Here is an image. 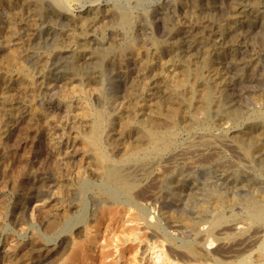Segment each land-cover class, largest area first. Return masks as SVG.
<instances>
[{"label":"rangeland","instance_id":"1","mask_svg":"<svg viewBox=\"0 0 264 264\" xmlns=\"http://www.w3.org/2000/svg\"><path fill=\"white\" fill-rule=\"evenodd\" d=\"M233 1L162 0L164 2L162 3L161 0H0V101L2 102H0V133H2L0 134V264H154V257L157 251L167 250V247L164 246L168 245L164 237L159 235L153 238L156 248L148 249L150 230L146 227L144 220L142 221L139 216H136V208L129 210L128 206L113 201L106 202L107 204H96L91 196L93 192L89 191L85 195L89 198V204L86 206H88L87 208L91 206L88 213L93 215L90 216V221L88 220L83 225L84 227L81 226L79 233L72 235L76 242H79L76 245L74 242L64 243L63 236H58V234L47 230L43 221L51 211L59 212L57 216L77 212L75 207L77 202H79L78 199L82 189L85 190L84 181L89 179L87 169L89 167L88 155L91 153V145L88 143V137L91 134L94 111L102 109L111 119V123L106 126L104 132L107 147L110 150L118 148L121 153H124L126 146L129 144L134 143L136 140L145 141L143 123L152 120L162 121L163 123L168 122L166 113L169 103L173 102L184 107L187 106L188 101L186 100L190 95L189 85L186 84L182 86L183 88L181 86H177V88L174 85L176 77L174 75L186 70L191 75H195L199 71L204 80L209 82L207 83L211 89V98H214L212 99L213 103L211 101L208 107L200 110L196 109L195 116L191 121L189 120L179 125L178 132H180L177 135L178 139L172 146V150H182L183 155H180L181 158L178 157L168 165L169 168L164 163L156 162L153 166L152 163L147 164L146 168L148 170L145 173L148 175L138 172L133 177L138 184V192L151 184L150 180L154 173L159 172V170L161 172L167 171L166 174L170 172L162 182L153 187L157 191V200L160 201L154 204L151 203V206L149 205L150 213L148 219L153 214L154 216L157 214L158 209L155 205L158 204L163 205V210L167 213V219L169 220H171L169 215L180 220L182 217L191 215L190 217L204 218L206 222L211 220L219 212V208L223 206L226 211L233 209L243 212L244 207L253 197H256L260 203L264 204V0H262L263 2L261 0ZM223 2L225 5H223ZM194 3L196 5L199 4V6ZM237 3L240 5H237ZM53 9L69 13L72 20L59 21V23L51 12ZM111 10L125 11L133 17L135 16L132 29L130 31L121 29L117 25L116 16L112 14ZM93 13L99 14L101 17H98L89 25L87 32H82L80 27H78L79 19ZM103 18L104 21L102 20ZM174 20L177 21L175 22ZM181 21L183 22L181 23ZM248 23L249 25H247ZM218 24L220 25L218 26ZM211 36L214 37L212 38ZM192 37L193 39H191ZM129 39L135 42L139 51L141 50V55L139 52H133L128 48L127 41ZM170 40L173 41L171 42ZM80 43H85L90 52L81 54L78 57L77 63L79 68L81 67L82 72L80 71V75L75 76L71 70L74 61L71 51ZM91 50H100L101 54L92 56ZM105 52L109 55L108 58L104 56ZM191 57L193 58L192 60ZM41 59L43 60L41 61ZM160 59L161 61H159ZM25 62L29 63L26 64ZM38 65H43L44 68L36 69ZM204 65L205 67H203ZM216 72L217 75L215 74ZM37 81L42 82L44 85L40 90H37ZM157 85L160 86L158 89ZM150 93L152 94L150 95ZM157 99L159 104L156 102ZM6 100L10 102H6ZM8 104L10 105L9 107H7ZM24 119L26 122L23 121ZM212 133L216 134L211 135ZM190 134L193 136H190ZM118 139L119 141H117ZM252 151L255 153H252ZM212 154H216V157H211ZM241 155L243 158H240ZM186 161L189 165L185 163ZM231 164H238V166H232ZM128 166L134 167L127 165L126 169ZM161 166L162 168H160ZM224 186L225 188H223ZM75 192L77 197L73 194ZM215 195H219L218 197L223 199V204L216 203L218 198ZM143 197L144 195H140L141 199ZM140 198L141 202H145L144 199L143 201ZM168 204L170 205L168 206ZM21 206H25L22 210L23 212L21 211ZM231 206L233 208H229ZM202 210L205 212L203 211V213ZM192 213L194 214L192 215ZM243 217L242 215L241 219L244 222L252 224L251 219L248 218L247 220V218ZM114 218L116 219L115 222L113 221ZM112 222L114 223L112 224ZM254 223L253 227H256L255 230L257 231L256 225L258 224ZM175 224L182 225V221ZM205 224L204 226L206 227L209 225V223ZM182 226L180 233L175 234L179 243L194 238V231L189 228L186 229L184 225ZM254 228L251 229L253 232L255 231ZM132 233H138L141 236V241L132 242L130 240ZM262 233L263 231H260L257 235ZM215 235H209L206 243L212 250L216 251L213 252L216 256L214 258L211 257L212 260L211 258L209 259L210 261L208 260L210 264H217L218 262V264H222L220 261L223 264H229L237 260L240 255H246L254 259L259 254L257 251L258 243L255 245L241 243L240 245L237 244V241L234 242V244H237L236 249H232L231 254L228 256L222 257L221 251L218 250L220 243H218L219 241ZM229 247V249L234 248L233 243L229 244ZM144 249L146 250L142 251ZM79 250L81 251L79 252ZM242 251L245 252L243 253ZM72 254L74 255L72 256ZM73 257L76 258L74 259Z\"/></svg>","mask_w":264,"mask_h":264},{"label":"bare ground","instance_id":"2","mask_svg":"<svg viewBox=\"0 0 264 264\" xmlns=\"http://www.w3.org/2000/svg\"><path fill=\"white\" fill-rule=\"evenodd\" d=\"M52 1V0H51ZM167 1V0H166ZM171 1V0H170ZM187 1V0H186ZM199 1V0H198ZM224 1V0H223ZM236 1V0H234ZM233 1V2H234ZM246 1V0H245ZM254 1V0H253ZM262 1V0H261ZM162 2V0H161ZM214 2V1H212ZM232 2V3H233ZM256 2V1H255ZM263 2V1H262ZM164 3V2H162ZM166 3V2H165ZM176 3V2H175ZM199 3V2H198ZM208 3V2H207ZM224 3V2H223ZM247 3V2H246ZM254 3V2H253ZM259 3V2H258ZM9 4V3H8ZM182 4V3H181ZM195 4V3H194ZM217 4V3H216ZM231 4V3H230ZM244 4V3H243ZM165 5V4H164ZM168 5V4H167ZM186 5V4H185ZM188 5V4H187ZM196 5V4H195ZM199 6V4H197ZM196 5V6H197ZM225 5V3L223 4ZM234 5V4H232ZM237 5H240L237 3ZM236 5V6H237ZM249 5V4H248ZM46 6V5H45ZM57 6V5H56ZM174 6V5H173ZM190 6V5H189ZM217 6V5H216ZM247 6V5H246ZM257 6V5H256ZM95 7V6H94ZM106 7V6H105ZM179 7V6H178ZM235 7V5H234ZM242 7V6H241ZM249 7V6H248ZM246 7V8H248ZM259 7V6H258ZM41 8V7H40ZM63 8V6H62ZM165 8V7H164ZM218 8V7H217ZM224 8V7H223ZM239 8V7H238ZM245 8V7H244ZM251 8V7H250ZM264 8V7H263ZM43 9V8H42ZM60 9V8H59ZM59 9H53L51 12L53 14V16L59 21H70L72 20V17L69 13L64 12L62 10ZM64 9V8H63ZM68 9V8H67ZM86 9V7H85ZM167 9V8H166ZM232 9V8H231ZM252 9V8H251ZM254 9V8H253ZM36 10V9H35ZM51 10V9H50ZM84 10V9H83ZM87 10V9H86ZM174 10V9H173ZM183 10V9H182ZM185 10V9H184ZM260 10V8H259ZM37 11V10H36ZM159 11V10H158ZM168 11V10H167ZM238 11V10H236ZM241 11V10H240ZM252 11V10H251ZM261 11V10H260ZM43 12V11H42ZM47 12V11H46ZM84 12V11H83ZM112 14H114L116 16V22L117 25L121 28L124 29L125 31H130L132 29L133 23L135 21L134 17L125 11H114L111 10ZM161 12V11H160ZM255 12V11H254ZM257 12V11H256ZM2 13V12H1ZM92 13V12H91ZM101 13V12H100ZM103 13V12H102ZM108 13V12H107ZM226 13V12H225ZM234 13V12H233ZM264 13V12H263ZM78 14V13H77ZM133 14V13H132ZM180 14V13H179ZM199 14V13H198ZM242 14V12H241ZM245 14H249V13H245ZM243 14V15H245ZM253 14V13H252ZM7 15V14H6ZM34 15V14H33ZM43 15V14H42ZM162 15V14H161ZM173 15H175L173 13ZM205 15V14H204ZM260 15V14H259ZM49 16V15H48ZM47 16V17H48ZM75 16V15H74ZM137 16V15H136ZM170 16V15H169ZM172 16V14H171ZM189 16V15H188ZM208 16V15H207ZM229 16V15H228ZM237 16V15H236ZM38 17V16H37ZM99 14H91L88 16H84L81 17L78 21V24L80 27V29L82 30V32H85L87 30V28L89 27V25L94 22L96 19H98ZM180 17V16H179ZM202 17V16H201ZM52 18V17H51ZM49 18V19H51ZM189 18V17H188ZM196 18V17H195ZM235 18V15H234ZM239 18V17H238ZM263 18V17H262ZM40 19V18H39ZM168 19V18H167ZM208 19V18H207ZM213 19V18H212ZM225 20V18H223ZM222 19V20H223ZM240 19V18H239ZM242 19V18H241ZM245 19V17H244ZM7 20V19H6ZM47 20V19H46ZM104 21V18L102 19ZM106 20V19H105ZM157 20V19H156ZM155 20V21H156ZM161 20V19H160ZM190 20V18H189ZM209 20V19H208ZM223 20V21H224ZM227 20V19H226ZM237 20V19H236ZM50 21V20H49ZM107 21V20H106ZM175 21V20H174ZM177 21V20H176ZM175 21V22H176ZM238 21V20H237ZM253 21V20H252ZM256 21V20H255ZM258 21V20H257ZM147 22V21H145ZM166 22V21H164ZM183 21H181L182 23ZM197 22V21H196ZM206 22V21H205ZM39 23V22H38ZM60 23V22H59ZM186 23V22H185ZM190 23V22H189ZM188 23V25H189ZM215 23V22H214ZM223 23V22H222ZM236 23V22H235ZM68 24V23H67ZM76 24V23H75ZM73 24V25H75ZM94 24V23H93ZM97 24V23H96ZM108 24V23H107ZM206 24V23H205ZM227 24V23H226ZM259 24V23H258ZM2 25V24H1ZM61 25V24H60ZM72 25V24H71ZM95 25V24H94ZM104 25V24H103ZM138 25V24H137ZM136 25V26H137ZM162 25V24H161ZM196 25V24H195ZM207 25V24H206ZM216 25V24H215ZM220 24H218L219 26ZM249 25V23L247 24ZM246 25V26H247ZM4 26V25H3ZM11 26V25H10ZM16 26V25H15ZM19 26V25H18ZM101 26V25H100ZM170 26V24H169ZM179 26V25H177ZM203 26V25H201ZM214 26V25H213ZM229 26V25H228ZM235 26V24H234ZM233 26V27H234ZM241 26V25H240ZM92 27V26H91ZM96 27V26H94ZM107 27V26H106ZM105 27V28H106ZM138 27V26H137ZM153 27V26H152ZM190 27V26H189ZM215 27V26H214ZM255 27V26H254ZM8 28V27H7ZM42 28V27H41ZM140 28V27H139ZM188 28V26H187ZM207 28V27H206ZM93 29V28H92ZM95 29V28H94ZM119 29V28H118ZM134 29V28H133ZM161 29V28H160ZM204 29V28H203ZM257 29V28H255ZM9 30V29H8ZM16 30V29H15ZM140 30V29H139ZM138 30V31H139ZM202 30V29H201ZM226 30V27H225ZM37 31V29H36ZM50 31V30H49ZM146 31V30H145ZM151 31V30H150ZM153 31V30H152ZM218 31V30H217ZM8 32V31H7ZM62 32V30H61ZM87 32V31H86ZM92 32V31H91ZM171 32V31H170ZM191 32V29H190ZM205 32V31H204ZM213 32V31H212ZM211 32V33H212ZM215 32V31H214ZM18 33V32H17ZM65 33V32H64ZM63 33V34H64ZM78 33V32H76ZM80 33V32H79ZM174 33V32H173ZM188 33V32H187ZM193 33V32H192ZM191 33V34H192ZM4 34V33H3ZM50 34V33H49ZM48 34V35H49ZM52 34V33H51ZM58 34V33H57ZM92 34V33H91ZM106 34V33H105ZM109 34V33H108ZM119 34V33H118ZM132 34V33H131ZM153 34V33H152ZM175 34V33H174ZM250 34V33H249ZM2 35V34H1ZM21 35V34H20ZM103 35V34H102ZM127 35V34H126ZM130 35V34H129ZM142 35V34H141ZM182 35V34H181ZM194 35V34H193ZM192 35V36H193ZM196 35V34H195ZM218 35V34H217ZM235 35V34H234ZM65 36V35H64ZM91 36V35H90ZM109 36V35H108ZM117 36V35H116ZM147 36V35H146ZM220 36V34H219ZM222 36V35H221ZM67 37V36H66ZM74 37V36H73ZM94 37V36H93ZM149 37V36H148ZM212 37V36H211ZM210 37V39H211ZM214 37V36H213ZM212 37V38H213ZM224 37V36H223ZM231 37V36H230ZM62 38V37H61ZM132 38V35H131ZM134 38V37H133ZM154 38V37H153ZM184 38V37H183ZM200 38V37H199ZM204 38V35H203ZM208 38V37H207ZM217 38V37H216ZM17 39V38H16ZM83 39V38H82ZM150 39V38H149ZM193 39V37L191 38ZM222 39V38H221ZM234 39V38H233ZM246 39V38H245ZM5 40V39H4ZM20 40V39H18ZM57 40V39H56ZM109 40V39H108ZM107 40V41H108ZM117 40V39H116ZM181 40V39H180ZM195 40V39H194ZM193 40V41H194ZM206 40V39H205ZM212 40V39H211ZM210 40V41H211ZM218 40V39H217ZM13 41V40H11ZM58 41V40H57ZM66 41V40H65ZM86 42V40H84ZM171 41V40H170ZM173 41V40H172ZM171 41V42H172ZM178 41V40H177ZM183 41V40H182ZM189 41V40H188ZM203 41V40H202ZM209 41V40H208ZM5 42V41H4ZM10 42V41H9ZM93 42V40H92ZM127 46L128 48H130L133 52L135 51L136 53L139 52V54L141 55V50L139 51L138 47L135 45V42L132 39H129L127 41ZM166 42V41H165ZM180 42V41H179ZM214 42V40H213ZM216 42V41H215ZM225 42V41H224ZM235 42V41H234ZM8 43V42H7ZM70 43V41H69ZM75 43V42H74ZM153 43V42H152ZM175 43V42H173ZM194 43V42H193ZM236 43V42H235ZM59 44V43H58ZM170 44V43H169ZM224 44V43H223ZM240 44V42H239ZM6 45V44H5ZM20 45V44H19ZM103 45V44H102ZM117 45V44H116ZM181 45V44H180ZM203 45V44H202ZM206 45V44H205ZM204 45V46H205ZM216 45V44H215ZM226 45V44H225ZM230 45V44H229ZM238 45V44H237ZM244 45V44H243ZM251 45V44H250ZM72 46V45H71ZM89 46V45H88ZM115 46V45H114ZM113 46V47H114ZM178 46V45H177ZM208 46H210L208 44ZM218 46V45H216ZM20 47V46H19ZM58 47V46H57ZM61 47V46H59ZM116 47V46H115ZM114 47V48H115ZM190 47V46H189ZM197 47V46H196ZM215 47V46H213ZM245 47V46H244ZM248 47V46H247ZM12 48V47H11ZM63 48V47H62ZM97 48V47H96ZM149 48V47H148ZM147 48V49H148ZM201 48V47H200ZM207 48V46H206ZM220 48H222L220 46ZM231 48V47H230ZM9 49V48H8ZM16 49V48H15ZM14 49V50H15ZM162 49V48H161ZM186 49V48H184ZM193 49V48H192ZM191 49V50H192ZM209 49V48H207ZM229 49V47H228ZM5 50V49H4ZM169 50V49H168ZM219 50V49H218ZM244 50V49H243ZM251 50V48H250ZM104 51V50H103ZM120 51V50H119ZM178 51V50H177ZM182 51V50H181ZM245 51V50H244ZM247 51V50H246ZM22 52V51H21ZM89 49H87V45L85 43H80L78 46H76L72 51V55L74 58L73 64H72V72L76 75H80V71H81V67L79 68L78 63H77V59H79L78 57L81 54H87L89 53ZM125 52V51H124ZM175 52V51H174ZM184 52V51H183ZM190 52V51H189ZM188 52V53H189ZM206 52V51H205ZM225 52V51H224ZM223 52V53H224ZM251 52V51H250ZM17 54H19L18 52H16ZM91 53L93 54L92 56H95L97 54H101L100 50H91ZM106 53V52H105ZM111 53V52H110ZM151 53V52H150ZM187 53V52H186ZM216 53V52H215ZM221 53V52H220ZM222 53V54H223ZM240 53V52H239ZM1 54V53H0ZM24 54V53H23ZM26 54V53H25ZM29 54V53H27ZM174 54V53H173ZM180 54V53H179ZM199 54V53H198ZM201 54V53H200ZM228 54V53H227ZM231 54V53H230ZM250 54V53H249ZM43 55V54H42ZM136 55V54H135ZM134 55V56H135ZM172 55V54H171ZM192 55V54H191ZM189 55V56H191ZM210 55V54H209ZM221 55V54H220ZM219 55V56H220ZM241 55V54H240ZM8 56V55H7ZM22 56V55H21ZM45 56V55H44ZM43 56V57H44ZM68 56V54H67ZM104 56L106 58H108V54H104ZM168 56V55H167ZM180 56V55H179ZM178 56V58H180ZM185 56V54H184ZM197 56V55H196ZM201 56V55H200ZM216 56V55H215ZM224 56V55H223ZM10 57V56H9ZM63 57V56H62ZM66 57V56H65ZM71 57V56H70ZM82 57V56H81ZM123 57V56H122ZM159 57V56H158ZM188 57V56H187ZM199 57V56H198ZM230 57V56H229ZM245 57V56H244ZM251 57V56H250ZM17 58V57H16ZM32 58V57H31ZM35 58V57H34ZM85 58V57H84ZM114 58V57H113ZM209 58V57H207ZM13 59V58H12ZM33 59V58H32ZM36 59V58H35ZM66 59V58H64ZM82 59V58H81ZM144 59V58H143ZM146 59V58H145ZM151 59V58H150ZM176 59V58H175ZM193 58L191 57V60ZM197 59V58H196ZM199 59V58H198ZM203 59V58H202ZM206 59V58H205ZM213 59V58H212ZM234 59V58H233ZM251 59V58H250ZM249 59V60H250ZM8 60V59H7ZM34 60V59H33ZM38 60V59H37ZM43 59H41L42 61ZM155 60V59H154ZM163 60V59H162ZM168 60V59H167ZM215 60V59H214ZM68 61V60H67ZM86 62V60H84ZM103 61V60H102ZM135 61V60H134ZM152 61V60H151ZM161 61V59L159 60ZM166 61V60H165ZM180 61V60H179ZM229 61V60H227ZM239 61V60H238ZM19 62V61H18ZM17 62V63H18ZM31 62V61H30ZM38 62V61H37ZM65 62V61H64ZM109 62V61H108ZM114 62V61H113ZM112 62V64H113ZM125 62V61H124ZM138 62V61H137ZM141 62V61H140ZM139 62V63H140ZM158 62V61H157ZM169 62V60H168ZM172 62V61H171ZM226 62V61H225ZM244 62V61H243ZM242 62V63H243ZM26 63V62H25ZM24 63V64H25ZM29 63V62H28ZM26 63V64H28ZM66 63V62H65ZM64 63V64H65ZM69 63V62H68ZM82 63V62H81ZM142 63V62H141ZM154 63V62H153ZM174 63H176L174 61ZM181 63V62H180ZM240 63V62H239ZM25 64V65H26ZM35 64V63H34ZM37 64V63H36ZM108 64V63H107ZM138 64V63H137ZM163 64V63H162ZM161 64V65H162ZM166 64V63H165ZM199 64V63H198ZM212 64V63H211ZM230 64V63H229ZM233 64V63H232ZM251 64V63H250ZM4 65V64H3ZM7 65V63H6ZM13 65V64H12ZM23 65V64H22ZM46 65V64H45ZM56 65V64H55ZM80 65V64H79ZM90 65V64H89ZM116 65V64H115ZM113 65V66H115ZM151 65V64H150ZM155 65V64H154ZM175 65V64H174ZM178 65V64H177ZM184 65V64H183ZM187 65V64H186ZM185 65V66H186ZM206 65V64H205ZM205 65L203 67H205ZM244 65V64H243ZM252 65V64H251ZM257 65V64H256ZM29 66V65H28ZM82 66V64H81ZM218 66V65H216ZM231 66V65H230ZM241 66V65H240ZM246 66V65H245ZM3 67V66H1ZM19 67V66H18ZM22 67V66H21ZM51 67V66H50ZM71 67V66H70ZM93 67V66H92ZM151 67V66H150ZM219 67V66H218ZM9 68V67H8ZM43 69L44 66L43 65H38L36 67V69ZM106 68V67H105ZM128 68V67H127ZM133 68V67H132ZM139 68V67H138ZM161 68V67H160ZM180 68V67H179ZM2 69V68H1ZM35 69V68H34ZM62 69V68H61ZM86 69V67H85ZM89 69V68H88ZM122 69V68H121ZM145 69V68H144ZM154 69V68H153ZM178 69V68H177ZM175 69V70H177ZM201 69V68H200ZM199 69V70H200ZM213 69V68H212ZM232 69V66H231ZM246 69V68H245ZM5 70V69H4ZM54 70V69H53ZM59 70V69H58ZM142 70V68H141ZM148 70V69H146ZM145 70V71H146ZM179 70V69H178ZM191 70V69H190ZM225 70V69H223ZM227 70V69H226ZM240 70V69H239ZM244 70V69H243ZM8 71V70H7ZM22 71V70H21ZM34 71V70H33ZM39 71V70H38ZM55 71H57L55 69ZM54 71V72H55ZM87 71V70H86ZM127 71V70H126ZM215 71V70H214ZM218 71V70H217ZM220 71V70H219ZM233 71V70H232ZM4 72V71H3ZM20 72V71H18ZM30 72V71H29ZM40 72V71H39ZM82 72V71H81ZM157 72V71H156ZM155 72V73H156ZM160 72V71H159ZM178 72V71H177ZM176 72V73H177ZM192 72V71H191ZM234 72V71H233ZM24 73V70H23ZM47 73V72H46ZM59 73V71H58ZM91 73V72H90ZM164 73V72H163ZM168 73V72H167ZM213 73V71H212ZM33 74V73H32ZM50 74V73H49ZM65 74V73H64ZM83 74V73H82ZM95 74V73H94ZM125 74V73H124ZM147 74V73H146ZM162 74V73H161ZM160 74V75H161ZM170 74V72H169ZM193 74V73H192ZM217 75V72L215 73ZM214 74V75H215ZM242 74V72H241ZM240 74V75H241ZM22 75V73H21ZM20 75V76H21ZM86 75V74H85ZM157 75V74H156ZM166 75V74H165ZM227 75V74H226ZM243 75V74H242ZM61 76V75H60ZM66 76V75H65ZM95 76V75H93ZM92 76V77H93ZM174 76L175 79V84L176 87L177 86H184V85H189L190 88V95L187 98L186 101H188L187 106H181L178 105L176 103H167V123H163L162 121H158V120H152L149 122H145L142 124V128L144 130V136H145V141L142 142L140 140H136L134 143L129 144L128 146H126L125 152L121 153V151L118 150V148H114L112 150H110L107 147L106 144V140L104 137V132H105V128L107 125H109L111 123V119L109 116L106 115L105 111H103L102 109H97L94 111V120H93V124L91 127V134L88 137V143L91 145V153L88 155V162H89V167L87 169V174L89 179L84 181V189H82V193L81 195H79V202H77L76 207L77 208V212L73 213V214H62L57 216L56 212H52L49 213L46 217V219H44L43 222H45V227L47 230L54 232V234H58V236H63V242L64 243H69V242H74L75 245L77 243H79L78 241L76 242V239L72 236L74 233H79L81 226L85 225L87 223V221L90 219V216L93 214L88 213L89 208H87L89 204V198H87L85 195L87 193H89V191H92L93 193L91 194L93 200L96 202V204L100 203V204H104L106 202L109 201H113V202H117V203H121L123 205L128 206L129 210L132 208H136L137 209V217L139 216L140 219L145 222L146 227L150 230V244H148L147 242V246L148 249H155L156 245L154 243L153 238L158 237L159 235L164 237V240L166 241L168 246H164L167 247V250H160L157 251L156 256L154 257V264H210L208 262V260L211 257H215L216 255L213 252H216L215 250H212L211 247L206 244L207 243V238L209 235H215L216 239L219 241V249L221 252L222 257L223 256H228L229 254H231V250L232 249H236L235 247H237V244L241 243H248L247 245H255L258 243V247H257V251L259 252L258 256L254 259L249 258L246 255H240L238 256V259L230 262L229 264H264V204L260 203L258 201V199L256 197H253L249 203L244 207V213L243 212H239L236 210H228L226 211L223 209V207L219 208V212H217V214L215 216L214 215V211H213V216L211 220H208L207 222L204 220V218L201 217H182V219H175L172 215H169L171 220L167 219V213L163 210V205H155V207L158 209L157 214H154L152 216H150V219H148L149 216V205L151 203H155L157 202V191L155 190L157 184H159L160 182H162L165 178L166 175L170 172H168L166 174L167 171L161 172L159 170V172H156L152 175L151 177V184L149 186H147L146 188L144 187V189L142 191H138V184L136 183V179L134 180L133 177L136 176L138 174V172L140 173H145L147 172V164H151L152 166L156 164V162L158 163H164V165L168 166L170 165L172 162H174L178 157H180V155H183V151L182 150H172V146L175 144V141L178 139L177 135L178 133V127L181 123L187 122V121H191V119L195 116V110L196 109H202V108H206L208 107V105L210 104V102L212 101L211 98V89L208 85V83L204 80V78L200 75L199 71L196 72L195 75H191V73H189L188 70L175 74ZM209 76V75H208ZM213 76V75H211ZM223 76V75H222ZM229 76V75H228ZM236 76V75H235ZM17 77V76H16ZM39 77V76H38ZM54 77V76H53ZM146 77V75H145ZM143 77V78H145ZM159 77V76H158ZM224 77V76H223ZM222 77V79H223ZM226 77V76H225ZM42 78V76H41ZM40 78V79H41ZM72 78V77H71ZM83 78V77H82ZM102 78V77H101ZM156 78V77H155ZM162 78V77H161ZM166 78V77H165ZM27 79V78H26ZM34 79V78H33ZM140 79V78H139ZM171 79V77H170ZM228 79V78H227ZM37 80V79H36ZM39 80V79H38ZM127 80V79H126ZM158 80V79H157ZM161 80V79H159ZM172 80V79H171ZM229 80V79H228ZM235 80V79H234ZM10 81V80H9ZM17 81V80H16ZM24 81V80H23ZM42 81V80H41ZM50 81V80H49ZM54 81V80H53ZM65 81V80H64ZM75 81V80H74ZM94 81V78H93ZM232 81V80H230ZM21 82V81H20ZM38 82V81H37ZM134 82V81H133ZM170 82V80H169ZM168 82V83H169ZM236 82V80H235ZM52 83V82H50ZM103 83V82H102ZM162 83V82H161ZM174 83V82H171ZM222 83V82H221ZM224 83V82H223ZM232 83V82H231ZM237 83V82H236ZM19 84V83H18ZM66 84V83H65ZM160 84V83H159ZM24 85V84H23ZM37 90H40L43 88V83L42 82H38L37 84ZM51 85V84H49ZM63 85V84H62ZM103 85V84H101ZM150 85V84H149ZM219 85V84H218ZM217 85V86H218ZM52 86V85H51ZM100 86V85H99ZM137 86V85H136ZM140 86V84H139ZM144 86V85H143ZM152 86V85H151ZM215 86V85H214ZM49 87V86H48ZM56 87V86H55ZM102 87V86H101ZM149 87V86H148ZM160 86L157 85V89ZM219 87V86H218ZM61 88V86H60ZM133 88V87H131ZM178 88V87H177ZM183 88V87H182ZM232 88V87H231ZM130 89V88H129ZM141 89V88H140ZM144 89V88H143ZM154 89V88H153ZM172 89V88H171ZM169 89V90H171ZM237 89V88H236ZM31 90V89H30ZM36 90V89H35ZM53 90V89H52ZM59 90V89H58ZM100 90V89H99ZM132 90V89H131ZM152 90V89H150ZM133 91V90H132ZM135 91V90H134ZM165 91V90H164ZM178 91V90H177ZM176 91V92H177ZM217 91V90H216ZM234 91V90H233ZM9 92V90H8ZM48 92V91H47ZM50 92V91H49ZM100 92V91H98ZM153 92V91H151ZM163 92V91H162ZM46 93V92H44ZM66 93V92H64ZM145 93V92H144ZM172 93V92H171ZM174 93V92H173ZM183 93V92H182ZM232 93V92H231ZM47 94V93H46ZM102 94V93H100ZM152 93H150L151 95ZM55 95V94H54ZM65 95V94H64ZM145 95V94H144ZM149 95V96H150ZM153 95H155L153 93ZM168 95V93H167ZM180 95V94H179ZM6 96V95H5ZM37 96V95H36ZM129 96V95H128ZM131 96V95H130ZM133 96H135L133 94ZM171 96V95H170ZM230 96V95H229ZM1 97V96H0ZM4 97V96H3ZM10 97V96H9ZM38 97V96H37ZM46 97V96H45ZM60 97V96H59ZM62 97V96H61ZM144 97V96H143ZM154 97V96H153ZM158 97V96H157ZM182 97V96H181ZM231 97V96H230ZM234 97V96H233ZM236 97V96H235ZM11 98V97H10ZM9 98V99H10ZM55 98V97H54ZM178 98V97H176ZM232 98V97H231ZM3 99V98H2ZM1 99V100H2ZM5 99V98H4ZM8 99V100H9ZM42 99V98H41ZM148 99V97H147ZM152 99V98H151ZM168 99V98H167ZM6 100V102L8 101ZM43 100V99H42ZM49 100V99H48ZM63 100V99H62ZM133 100V99H132ZM131 100V101H132ZM135 100V99H134ZM161 100V99H160ZM224 100V99H223ZM236 100V99H235ZM3 101V100H2ZM5 101V100H4ZM61 101V100H60ZM136 101V100H135ZM158 101V99L156 100V102ZM163 101V100H161ZM237 101V100H236ZM1 102V101H0ZM10 102V101H8ZM42 102V101H41ZM102 102V101H101ZM127 102V101H126ZM143 102V101H142ZM151 102V101H150ZM159 102V101H158ZM157 102V103H158ZM185 102V101H184ZM2 103V102H1ZM44 103V102H43ZM61 103V102H60ZM59 103V104H60ZM63 103V102H62ZM105 103V101H104ZM213 103V101H212ZM58 104V103H56ZM106 104V103H105ZM131 104V103H130ZM136 104V103H135ZM159 104V103H158ZM163 104V103H162ZM3 105V104H2ZM5 105V103H4ZM62 105V104H61ZM145 105V104H144ZM150 105V104H149ZM197 105L195 108L194 106ZM10 105L8 104L7 107H9ZM56 106V105H55ZM58 106V105H57ZM143 106V105H142ZM161 106V104H160ZM220 106V105H219ZM1 107V105H0ZM153 107V106H152ZM165 107V105H164ZM19 108V107H18ZM17 108V109H18ZM22 108V107H21ZM100 108V107H99ZM127 108V107H126ZM131 108V107H130ZM143 108V107H142ZM141 108V109H142ZM11 109V107H10ZM26 109V108H25ZM124 109V108H123ZM139 109V108H138ZM147 109V108H146ZM152 109V108H150ZM156 109V108H155ZM159 109V108H158ZM15 110V109H14ZM68 110V109H67ZM66 110V111H67ZM126 110V109H125ZM143 110V109H142ZM157 110V109H156ZM209 110V109H208ZM8 111V110H7ZM6 111V112H7ZM108 111V110H106ZM118 111V110H117ZM135 111V110H134ZM147 111V110H145ZM150 111V110H149ZM233 111V110H232ZM1 112V110H0ZM5 112V111H4ZM32 112V111H31ZM30 112V113H31ZM109 112V111H108ZM152 112V111H151ZM160 113V111H158ZM23 113V112H22ZM20 113V114H22ZM120 113V112H119ZM154 113V112H153ZM232 113V112H231ZM7 114V113H6ZM144 114V112H143ZM157 114V113H156ZM230 114V113H229ZM18 115V114H16ZM163 115V114H162ZM198 115V114H197ZM208 115V114H207ZM1 116V115H0ZM6 116V115H5ZM9 116V115H8ZM22 116V115H21ZM33 116V115H32ZM93 116V114H92ZM148 116V115H147ZM161 116V115H160ZM209 116V115H208ZM228 116V115H227ZM163 117V116H162ZM233 117V116H232ZM7 118V117H6ZM4 118V119H6ZM24 118V117H23ZM151 118V117H150ZM197 118V117H196ZM195 118V119H196ZM12 119V118H11ZM198 119V118H197ZM205 119V118H204ZM2 120V119H1ZM14 120V119H13ZM27 120V118H26ZM125 120V119H123ZM121 120V121H123ZM225 120V119H224ZM8 121V120H7ZM25 121V119L23 120ZM127 121V120H126ZM199 121V120H198ZM202 121V120H200ZM220 121V119H219ZM3 122V121H2ZM17 122V121H16ZM22 122V121H21ZM26 122V121H25ZM28 122V121H27ZM125 122V121H124ZM138 122V121H137ZM218 122V121H217ZM80 123V122H79ZM263 123V122H262ZM17 124V123H16ZM21 124V123H20ZM138 124V123H137ZM199 124V123H198ZM223 124V123H222ZM8 125V124H7ZM132 125V124H130ZM140 125V124H139ZM197 125V124H196ZM12 126V125H11ZM194 126V125H193ZM223 126V125H222ZM251 126V125H250ZM254 126V125H253ZM257 126V125H256ZM7 127V126H6ZM225 127V126H224ZM229 127V126H228ZM259 127V126H258ZM261 127V126H260ZM255 128V127H254ZM253 128V129H254ZM125 129V128H124ZM181 129V128H180ZM197 129V128H196ZM260 129V128H259ZM258 129V130H259ZM4 130V129H3ZM8 130V129H7ZM14 130V129H13ZM113 130V129H112ZM116 130V128H115ZM255 130V129H254ZM257 130V131H258ZM5 131V130H4ZM128 131V130H127ZM189 131V130H188ZM200 131V130H199ZM224 131V130H223ZM119 132V131H118ZM121 132V131H120ZM254 133V132H253ZM261 133V132H260ZM2 134V133H0ZM12 134V133H11ZM134 134V133H133ZM216 134V133H212L211 135ZM224 134V133H223ZM231 134V133H230ZM241 134V133H240ZM4 135V134H3ZM119 135V134H118ZM135 135V134H134ZM195 135H197L195 133ZM203 135H205V133H203ZM221 135V134H219ZM106 136V135H105ZM126 136V135H125ZM190 136H193L190 134ZM199 136V135H198ZM215 136V135H214ZM217 136V135H216ZM238 136V135H237ZM243 136V135H242ZM196 137V136H195ZM194 137V138H195ZM247 137V136H246ZM250 137V136H249ZM255 137V136H254ZM119 138V137H118ZM198 138V137H197ZM217 138V137H216ZM253 138V137H252ZM258 138V137H257ZM8 139V138H7ZM122 139V138H121ZM185 139V138H184ZM183 139V140H184ZM210 139V138H209ZM247 139V138H246ZM9 140V139H8ZM201 140V139H200ZM214 140V139H213ZM223 140V139H222ZM248 140V139H247ZM2 141V140H1ZM119 141V139L117 140ZM190 141V140H189ZM199 141V140H198ZM212 142V140H210ZM218 141V140H217ZM259 141V140H258ZM262 141V140H261ZM109 142V141H108ZM107 142V143H108ZM188 142V141H187ZM128 143V142H127ZM126 143V144H127ZM178 143V142H177ZM200 143V142H199ZM220 143V141H219ZM223 143V142H222ZM254 143V142H252ZM185 144V143H183ZM202 144V143H201ZM255 144V143H254ZM1 145V143H0ZM111 145V144H110ZM206 145V144H205ZM216 145V144H215ZM194 146V145H193ZM200 146V145H199ZM198 146V147H199ZM209 146V144H208ZM251 146V145H250ZM254 146V145H253ZM2 147V146H1ZM120 147V146H119ZM125 147V146H124ZM186 147V146H185ZM190 147V146H189ZM195 147V146H194ZM204 147V145H203ZM248 147V146H247ZM182 148V147H181ZM213 148H214V144H213ZM263 148V147H262ZM2 149V148H1ZM122 149V148H121ZM192 149V148H191ZM190 149V150H191ZM194 149V148H193ZM196 149V148H195ZM199 150V149H198ZM201 150V149H200ZM262 150V149H261ZM187 151V150H186ZM197 151V150H196ZM206 151V149H205ZM208 151V150H207ZM236 151V150H234ZM1 152V151H0ZM90 152V151H89ZM189 152V151H188ZM187 152V153H188ZM201 152V151H200ZM217 152V151H216ZM241 152V151H240ZM198 153V152H197ZM207 154V152H205ZM218 153V152H217ZM237 153V152H236ZM242 153V152H241ZM252 153H255L252 151ZM261 153V152H259ZM185 154V153H184ZM193 154V153H192ZM211 154V153H210ZM209 154V155H210ZM239 154V153H237ZM244 154V153H243ZM242 154V155H243ZM196 155V154H195ZM204 155V154H202ZM213 155V156H212ZM211 157H214L215 155L212 154ZM219 155V154H218ZM235 155V154H234ZM240 155V154H239ZM241 155V156H242ZM263 155V154H262ZM2 156V155H1ZM76 156V155H75ZM185 156V155H184ZM189 156V155H188ZM220 156V155H219ZM237 156V155H236ZM235 156V157H236ZM240 158H243V156ZM256 156V155H255ZM208 157V156H207ZM216 157V156H215ZM246 157V156H245ZM181 158V157H180ZM188 158V157H187ZM210 158V157H209ZM208 158V159H209ZM237 158V157H236ZM239 158V157H238ZM189 159V158H188ZM200 159V158H199ZM203 159V158H202ZM214 159V158H213ZM231 159V158H230ZM248 159V158H247ZM179 160V159H178ZM183 160V158H182ZM181 160V161H182ZM196 160V159H195ZM194 160V161H195ZM215 160V159H214ZM220 160V159H219ZM234 160V159H233ZM242 160V159H241ZM193 161V160H191ZM198 161V160H197ZM196 162V161H195ZM227 162V161H226ZM232 164L233 161L231 160ZM242 162V161H241ZM254 162V161H253ZM133 163V164H130ZM138 163V164H135ZM181 163V162H179ZM187 163V161L185 162ZM184 163V164H185ZM197 163V162H196ZM210 163V162H208ZM220 163V162H219ZM237 163V162H236ZM240 163V162H239ZM238 163V164H239ZM255 163V162H254ZM188 164V163H187ZM195 164V163H194ZM231 164V165H232ZM238 164L236 165H232V166H238ZM127 165H132L134 166L132 167H127ZM178 165V164H177ZM189 165V164H188ZM214 165V164H213ZM244 165H246V163H244ZM250 166V164H248ZM248 166V167H249ZM254 166V165H253ZM257 166V165H256ZM155 167V166H154ZM218 167V166H217ZM223 167V166H222ZM231 167V166H230ZM247 167V169H248ZM162 168V166L160 167ZM167 168V167H166ZM169 168V166H168ZM167 168V169H168ZM172 168V167H171ZM183 168V167H182ZM242 168V167H241ZM246 168V167H245ZM254 168V167H253ZM252 168V169H253ZM258 168V167H257ZM155 169V168H154ZM239 169V167H238ZM162 170V169H161ZM178 170V169H177ZM218 170V169H217ZM222 170V169H221ZM216 171V170H215ZM259 171V170H258ZM246 172V171H245ZM228 173V172H226ZM146 175H148L147 173H145ZM144 175V174H143ZM179 175V174H178ZM144 177V176H143ZM147 178V177H146ZM219 179V178H218ZM147 180V179H146ZM174 180V179H173ZM181 180V179H180ZM228 180V179H227ZM232 180V179H231ZM246 180V179H244ZM138 181V179H137ZM141 181V180H140ZM224 181V180H222ZM221 181V182H222ZM229 181V180H228ZM233 181V180H232ZM237 181V180H236ZM143 182V181H142ZM261 182V181H260ZM146 183V182H145ZM150 183V182H149ZM181 183V182H180ZM220 183V182H219ZM225 183V182H224ZM233 183V182H232ZM240 183V182H239ZM190 184V183H189ZM231 184V183H230ZM168 185V184H167ZM183 185V184H182ZM243 185V184H242ZM241 185V186H242ZM143 186V185H142ZM233 186V185H232ZM141 186L139 185V188ZM175 187V186H174ZM182 187V186H181ZM216 187V186H215ZM159 188V187H158ZM179 188V187H177ZM225 188V186L223 187ZM141 189V188H140ZM168 189V188H167ZM182 189V188H181ZM189 189V188H188ZM196 189V188H195ZM217 189V188H216ZM235 189V188H234ZM238 189V188H237ZM39 190V189H38ZM169 190V189H168ZM176 190V187H175ZM178 190V189H177ZM233 190V189H232ZM241 190V189H240ZM239 190V192H240ZM188 191V190H186ZM216 191V190H215ZM237 191V190H235ZM243 191V190H242ZM247 191V190H246ZM35 192V191H34ZM33 192V193H34ZM79 192V191H78ZM191 192V191H190ZM40 193V192H39ZM42 193V190H41ZM72 193V192H71ZM237 193V192H236ZM250 193V191H249ZM23 194V193H22ZM26 194V193H25ZM32 194V193H31ZM36 194V193H35ZM34 194V195H35ZM75 197L76 196V192L73 193ZM187 194V193H186ZM215 194V193H213ZM224 194V193H223ZM234 194V193H233ZM239 194V193H238ZM38 195V194H37ZM50 195V194H49ZM89 195V194H88ZM140 195H144V197L141 199ZM222 195V194H221ZM235 195V194H234ZM251 195V194H250ZM259 195V194H258ZM262 195V194H261ZM30 196V195H28ZM27 196V197H28ZM36 196V195H35ZM46 196H48V194H46ZM54 196V195H53ZM52 196V197H53ZM184 196V195H183ZM187 196V195H186ZM216 196V195H215ZM219 196V195H218ZM216 196L218 199L216 200V203H221L223 204V199L221 197ZM227 196V195H226ZM39 197V196H38ZM43 197V196H42ZM237 197H239L237 195ZM139 198L141 200H145V202H141L139 200ZM179 198V197H178ZM235 199V197H233ZM91 199V198H90ZM166 199V198H165ZM30 200V199H29ZM51 200V199H50ZM143 200V201H144ZM169 200V199H168ZM243 200V199H242ZM23 201V200H21ZM32 201V200H31ZM49 201V200H48ZM160 201V200H159ZM158 201V202H159ZM233 201V199H232ZM239 201V200H238ZM17 202V201H16ZM20 202V201H19ZM54 202V201H53ZM157 202V203H158ZM201 202V201H200ZM203 202V201H202ZM231 202V201H230ZM263 202V201H262ZM14 203V202H13ZM24 203V202H23ZM42 203V202H40ZM91 203V202H90ZM166 203V202H165ZM170 203V202H169ZM178 203V202H177ZM204 203V202H203ZM206 203V201H205ZM235 203V202H234ZM237 203V202H236ZM28 204V203H27ZM26 204V205H27ZM107 204V203H106ZM172 204V203H171ZM186 204V203H184ZM197 204V203H196ZM25 205V204H24ZM52 205V204H51ZM109 205V204H108ZM170 204H168L169 206ZM175 205V204H174ZM188 205V203H187ZM239 205V204H238ZM245 205V204H244ZM151 206V205H150ZM180 206V205H179ZM200 206L202 207L201 203ZM210 206V205H209ZM242 206V205H241ZM4 207V206H3ZM11 207V206H10ZM25 207V206H24ZM24 207H20L21 211L23 210ZM46 207V206H45ZM53 207V205H52ZM94 207V206H93ZM152 207H154L152 205ZM151 207V209H152ZM175 207V206H173ZM172 207V208H173ZM186 207V206H184ZM193 207V206H192ZM213 207V205H212ZM211 207V208H212ZM217 207V206H216ZM227 207V206H226ZM54 208V207H53ZM125 208V206H124ZM170 208V207H169ZM215 208V207H214ZM229 208H233V206L229 207ZM3 209V208H2ZM48 209V208H46ZM91 209V208H90ZM154 209V208H153ZM198 209V208H197ZM208 209V208H207ZM237 209V208H236ZM239 209V208H238ZM241 209V208H240ZM10 210V209H9ZM19 210V209H18ZM52 210V208H51ZM200 210V209H199ZM128 211V210H127ZM170 211V210H169ZM201 211V210H200ZM204 210H202L203 212ZM216 211V210H215ZM11 212V211H10ZM23 212V211H22ZM28 212V211H27ZM104 212V211H103ZM171 212V211H170ZM187 212V211H185ZM205 212V211H204ZM203 212V213H204ZM212 212V211H211ZM188 213V212H187ZM216 213V212H215ZM14 214V213H13ZM181 214V213H180ZM179 214V215H180ZM194 213H192L193 215ZM212 214V213H211ZM12 215V214H11ZM188 215V214H187ZM242 215L244 216L243 218H248L251 219L252 224H247L246 222H244L243 219H241ZM3 216V215H2ZM23 216V215H22ZM26 216V215H25ZM208 216V215H207ZM12 217V216H11ZM15 217V216H14ZM24 217V216H23ZM154 217V218H153ZM178 217V216H177ZM176 217V218H177ZM203 217V216H202ZM26 218V217H25ZM118 218V217H116ZM17 219V218H16ZM19 219V218H18ZM46 220V221H45ZM17 221V220H16ZM30 221V220H29ZM90 221V220H89ZM114 222L116 221V219L114 218L113 220ZM141 221V222H142ZM171 223H170V222ZM182 221V225H184L187 228H189L190 230L194 231V238L192 240L189 241H185L182 243H179L178 240L176 239L175 234L180 233V228L182 225L180 224H175V223H180ZM250 221V222H251ZM10 222V221H9ZM112 222V224L114 223ZM142 222V223H143ZM256 223L258 225L257 226V231L255 230V228L253 227V223ZM16 223V222H15ZM18 223V222H17ZM26 223V222H25ZM42 223V222H41ZM205 223H209V225L206 227L204 226ZM254 223V224H255ZM8 225V224H7ZM166 225V226H165ZM206 225V224H205ZM1 226V224H0ZM84 227V226H83ZM114 227V226H113ZM183 227V226H182ZM1 228V227H0ZM252 228H254V232L251 230ZM3 229V228H2ZM83 229V228H82ZM171 230V231H170ZM186 231V230H185ZM262 232V234L257 235L258 232ZM137 232V230H136ZM43 233V232H42ZM186 233V232H185ZM87 234V232H86ZM130 234V233H128ZM65 235V236H64ZM180 235V234H179ZM95 236V235H94ZM49 237V236H48ZM92 237V236H91ZM141 236H139L138 233H132L130 236V240L132 242H137V241H141ZM62 238V237H60ZM93 238V237H92ZM46 239V238H45ZM59 239V238H58ZM48 240V239H46ZM51 240V239H50ZM54 240V239H53ZM93 240V239H92ZM129 240V239H128ZM181 240V239H179ZM55 241V240H54ZM61 241V240H60ZM143 241V240H142ZM238 241V242H237ZM45 242V241H44ZM52 242V241H51ZM234 242H237V244H234ZM213 243V242H211ZM233 243L234 248L229 249V244ZM46 244V243H45ZM59 244V243H58ZM42 245V244H41ZM40 245V246H41ZM69 245V244H68ZM216 245V244H215ZM214 245V246H215ZM221 245V246H220ZM28 246V245H27ZM38 246V245H37ZM63 246V244H62ZM213 246V244H212ZM39 247V246H38ZM45 247V246H44ZM57 248V247H56ZM103 248H105L103 246ZM222 248V249H220ZM59 249V248H58ZM61 249H63L61 247ZM70 249V248H69ZM161 249V248H160ZM243 249V248H241ZM256 249V248H255ZM254 249V250H255ZM11 250V249H10ZM23 250V249H22ZM33 250V249H32ZM48 250V249H46ZM51 250V249H50ZM85 250V249H84ZM146 249L142 250L145 251ZM233 250V251H234ZM245 250V249H244ZM250 250V249H248ZM253 250V249H252ZM14 251V250H13ZM60 251V250H59ZM69 251V250H68ZM67 251V252H68ZM81 250H79L80 252ZM232 251V252H233ZM239 251V250H238ZM237 251V252H238ZM52 252V251H51ZM83 252V251H82ZM155 252V251H154ZM218 252V251H217ZM243 252V251H242ZM241 252V254H242ZM245 252V251H244ZM243 252V253H244ZM247 252V251H246ZM251 252V251H249ZM42 253V252H41ZM146 253V252H145ZM47 254V253H46ZM49 254V253H48ZM58 254V253H56ZM150 254V253H149ZM153 254V253H152ZM155 254V253H154ZM247 254V253H246ZM12 255V254H11ZM36 255V254H35ZM38 255V254H37ZM44 255V254H43ZM74 254H72L73 256ZM77 255V254H76ZM75 255V256H76ZM220 255V254H219ZM234 255V254H233ZM248 255V254H247ZM13 256V255H12ZM20 256V255H19ZM39 256V255H38ZM80 256V255H79ZM235 256V255H234ZM237 256V255H236ZM256 256V255H255ZM17 257V256H16ZM49 257V256H48ZM57 257V256H56ZM62 257V256H61ZM13 258V257H12ZM74 258V257H73ZM76 258V257H75ZM74 258V259H75ZM227 258V257H226ZM21 259V258H20ZM47 259V258H46ZM50 259V258H49ZM44 260V259H43ZM78 260V258H77ZM212 260V258H211ZM26 261V260H25ZM31 261V260H30ZM81 261V260H80ZM153 261V260H152ZM210 261V260H209ZM220 261V260H219ZM229 261V260H228ZM232 261V260H231ZM42 262V261H41ZM76 262V261H75ZM222 264L223 262L220 261ZM213 263V262H212ZM219 263V262H218ZM217 263V264H218ZM225 263V262H224ZM17 264V263H16ZM28 264V263H27Z\"/></svg>","mask_w":264,"mask_h":264}]
</instances>
